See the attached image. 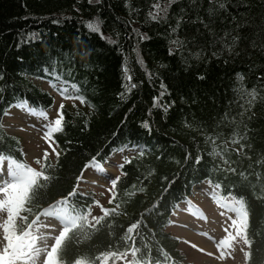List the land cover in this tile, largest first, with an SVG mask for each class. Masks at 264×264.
Returning <instances> with one entry per match:
<instances>
[{
  "label": "trees",
  "instance_id": "trees-1",
  "mask_svg": "<svg viewBox=\"0 0 264 264\" xmlns=\"http://www.w3.org/2000/svg\"><path fill=\"white\" fill-rule=\"evenodd\" d=\"M153 2L0 0V149L39 169L27 160L23 141L7 132L3 121L10 107L24 101L38 110L51 108L62 95L43 69L55 70L79 86L84 102L64 98L73 101L62 103L63 131L52 138L60 155L57 160L49 153L54 168L46 174L53 179L40 208L71 192L93 158L105 161L121 148L140 147L119 169L117 200L108 208L121 202V214L108 218L112 229L100 228L90 240L70 245L69 257L78 252L95 256L114 244L123 250L119 238L142 218L139 231L150 243L154 260L159 248L174 264H189L180 239L166 228L176 204L191 195L195 185L211 180L212 185L220 184L223 196L246 201L252 240L247 264H257L258 247L264 258V0H220L223 9L213 7L217 0H177L167 19L159 22L147 17ZM181 15L185 22L173 34L170 27ZM94 18L101 21L104 37L116 44L86 29L85 23ZM133 29L149 39L140 40ZM33 32L38 38L27 39ZM177 35L186 41L185 47L171 43ZM125 66L136 85L130 92L125 89ZM238 74H243L246 90L256 91L250 105L247 96L236 91ZM156 97L167 110L154 106ZM237 135L244 144L239 153L233 149L240 143H231ZM210 136L221 151L227 142L224 158L235 173L217 171V165L227 166L209 155ZM77 193L78 206L97 201L91 191L80 196L77 188ZM136 247L144 251L139 236Z\"/></svg>",
  "mask_w": 264,
  "mask_h": 264
},
{
  "label": "snow or ice",
  "instance_id": "snow-or-ice-1",
  "mask_svg": "<svg viewBox=\"0 0 264 264\" xmlns=\"http://www.w3.org/2000/svg\"><path fill=\"white\" fill-rule=\"evenodd\" d=\"M89 2L91 3V0ZM176 2L177 0H154L147 13L148 19L154 22L166 20L169 9ZM209 2L212 3V0H209ZM213 7L223 9L225 5L220 0H217L213 4ZM197 21L204 28L210 30V26L204 24V21L200 20L199 17H197ZM182 22H185L183 15L176 20L175 26L170 27V32L177 34ZM53 23H59V20H53ZM85 27L89 32L100 34L101 38L107 42L112 44L117 43L116 40L110 37H104L101 32V21L99 19L94 18L93 20L87 21ZM132 31L140 40L149 39L146 34L140 33L138 29H133ZM37 38L38 34L35 32L30 33L27 37L29 40ZM171 43L178 48L186 46V41L181 40L178 35ZM232 43H235V40ZM225 47L231 50L228 45H225ZM170 54H173L171 50ZM123 70L126 73V80L128 82L125 85V89L126 92H130L136 85L131 83V75H127V66ZM43 71L52 77V80L49 82L53 88H57L59 85L58 91L64 98L79 99L81 102H84V96L78 85L64 80L62 75L56 73L55 70L49 72L45 68ZM198 78L203 79V77ZM243 79V74H238L237 82L240 84V87L236 91L245 94L250 105L256 99V91L254 89L250 91L246 90L243 85ZM0 80H3V75H0ZM121 95H124V93ZM163 95L164 92L161 93V97ZM15 106L25 108L31 114L39 115L47 119V113L44 110L30 107L26 101ZM154 106L162 107L164 110H167L168 107L160 104V97L154 98ZM63 108L64 105L61 104L57 118L44 126L46 132L43 138L49 142V145L52 147V152L56 154L57 160L59 159L60 153L56 151L55 146H52L56 144V141L52 138L54 134L63 131ZM7 114L5 112V115ZM143 126L150 130L147 122ZM0 128H2V125H0ZM208 140L213 144V149L209 155L219 157L222 165L227 166L221 167V165H217V171L235 173L236 169L228 166L230 162L224 158L227 151V142H225L224 150L221 151L214 137L210 136ZM242 140L243 137L237 135L231 140V143L237 144ZM0 144H3L2 138H0ZM243 148L244 144L240 143V147L233 150L239 153ZM19 151L23 155L22 149ZM119 151H124V148L119 149ZM141 154L143 153L141 152ZM5 161H7L6 169L4 167ZM126 162L130 163L131 161ZM199 162L200 157H197L196 163ZM35 163L40 165L39 169L32 167L26 161H18L11 154H6L3 149H0V264H108L109 260L113 264L119 260H124L126 264H174L171 256L163 249L158 248V258L155 260L152 258L151 245L139 231L143 223L142 218L127 227L124 235L119 238L123 242V250H121V244H114L110 245L107 250L100 251L95 256H90L87 252H78L76 255L69 257L68 249L70 245H79L83 241L90 240L91 236L99 231L100 228L108 227L112 229V223L108 222V218L121 214L119 211L121 202H117L112 208H105L103 205H100L99 201L93 199V203L101 207L103 214L100 216L92 215V205L78 206V202L74 198L78 195L77 188L82 179L81 175L77 177V186L71 192H68L66 196L49 204L48 207L40 208L39 201L45 198V189L53 179V177L46 173L50 169H53L54 165L49 161V152L47 150H45L43 157L37 159ZM88 167H95L97 171L104 172L102 165L96 162L95 158H93V163ZM119 167L122 169L124 165L121 164ZM119 179L120 177L118 176L110 179L112 185L108 189L112 193V198L109 200L110 204L117 200L116 185ZM208 183L211 184L212 181L209 180ZM213 187L218 190L220 184L217 183ZM133 188H135V185H133ZM140 190L143 191V188ZM79 195L84 196L85 194L79 193ZM129 195H134V193H130ZM217 202L220 203L221 207L236 214V218L232 219L231 225L229 226V228L234 230V233L229 228H225L224 231L227 235L216 245L221 250L217 259H225V252L227 250L233 249L235 243H242L249 248V251L244 252L247 264V261L252 259V251L250 250L252 240L248 238L247 234L249 212L246 208V201L243 197L237 198L230 194L227 197L218 198ZM156 207L157 205L154 204L153 209ZM153 209H149L148 211L151 212ZM50 218L59 224L60 227L58 229L48 222ZM137 236L141 239V246L144 249L143 252H141V248L136 247ZM192 247L195 248L196 245H192ZM200 250L203 251V249ZM241 250L243 251V249ZM138 253H140L139 256L137 255ZM129 255L132 257L131 260L128 259ZM208 255L211 256L213 254L208 253ZM227 255L230 256L231 251H227ZM257 255V264H264V258L259 257V247L257 249Z\"/></svg>",
  "mask_w": 264,
  "mask_h": 264
},
{
  "label": "rangeland",
  "instance_id": "rangeland-1",
  "mask_svg": "<svg viewBox=\"0 0 264 264\" xmlns=\"http://www.w3.org/2000/svg\"><path fill=\"white\" fill-rule=\"evenodd\" d=\"M43 86L49 87L46 83ZM72 101L59 97L57 104H54L48 110H44L47 113V119L31 114L21 107L8 111L3 126L7 132L20 137L23 141L26 158L30 162L41 158L45 150L50 154H54L49 142L43 138L46 132L44 126L57 118L62 102L70 105ZM116 158L119 157L116 156ZM6 164L7 162L4 166ZM106 166L107 172H103L101 179L87 176V174H101L96 168L88 167L81 180L83 185L81 189L93 192L103 207L108 206L111 199L112 193L108 191L111 188L110 179L119 174L117 167L112 162L106 163ZM194 194L196 195L193 202L186 203L184 209H178L172 225L166 228L167 231L180 238V248L189 264H245L244 252L248 251V246L242 243H235L233 249L227 250L231 251L230 256L227 255L226 251L225 259H217L221 250L216 245L227 235L224 229L229 228L232 219L236 218V214L220 206V203L217 202L220 198L217 190L208 182L196 187ZM96 207L94 216H98L102 212L100 206L97 205ZM48 222L57 229L60 227L54 219L50 218ZM229 230L234 233L233 229L229 228ZM192 245H196V247L193 248ZM200 249H203V251ZM208 253L213 255L209 256Z\"/></svg>",
  "mask_w": 264,
  "mask_h": 264
},
{
  "label": "bare ground",
  "instance_id": "bare-ground-1",
  "mask_svg": "<svg viewBox=\"0 0 264 264\" xmlns=\"http://www.w3.org/2000/svg\"><path fill=\"white\" fill-rule=\"evenodd\" d=\"M100 165H102V167H103V169H104V172H107V166L105 167L103 164H102V162H98ZM95 168V167H94ZM97 170V169H96ZM103 174L104 173H101V174H98V173H95V174H92V175H90V174H87V176H91V177H93L94 179H96V178H99V179H101L102 177H103ZM102 175V176H101ZM208 252V251H207Z\"/></svg>",
  "mask_w": 264,
  "mask_h": 264
}]
</instances>
